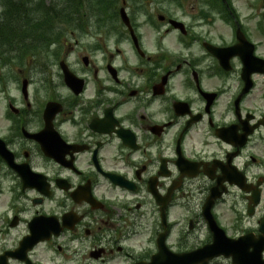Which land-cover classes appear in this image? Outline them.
Returning <instances> with one entry per match:
<instances>
[{"label": "flooded vegetation", "instance_id": "obj_1", "mask_svg": "<svg viewBox=\"0 0 264 264\" xmlns=\"http://www.w3.org/2000/svg\"><path fill=\"white\" fill-rule=\"evenodd\" d=\"M69 1L73 9L63 13L80 19L81 0ZM162 1L146 0L145 9L124 1L133 34L121 10L110 9L69 27L73 41L53 44L39 26L41 0L11 1L13 10L0 4V264H136L157 252L160 235L175 253L211 242L202 207L226 187L212 180L224 168L208 139L224 122L246 128L264 119V76L245 82L239 59L228 73H210L209 56L201 57L205 32L183 18L184 35L169 24L204 1L171 0V10ZM242 13L244 35L264 62L263 0ZM211 79L217 86L208 89ZM177 122L170 143L158 139L160 127ZM241 171L244 188L261 187L264 205V161L246 153ZM248 197L231 196L228 210L241 213L235 229L228 224L234 237L244 235L245 219L254 233L264 220V212L247 216ZM175 222L182 232H173Z\"/></svg>", "mask_w": 264, "mask_h": 264}]
</instances>
